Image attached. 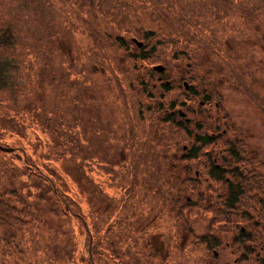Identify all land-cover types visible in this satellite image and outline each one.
<instances>
[{
	"label": "rangeland",
	"instance_id": "rangeland-1",
	"mask_svg": "<svg viewBox=\"0 0 264 264\" xmlns=\"http://www.w3.org/2000/svg\"><path fill=\"white\" fill-rule=\"evenodd\" d=\"M42 1L58 7L66 3L62 17L71 8L80 18L73 28V43L67 45L65 42L70 39L65 37L61 45H67L66 49L55 48L53 53V60L68 68V83L55 79V91L47 86L36 93V101H44L56 111L55 115H48L44 131L27 124L24 138L8 131L1 137L16 147L13 156L17 165H24L25 151L44 171L56 168L71 187L62 170L68 159L59 155L65 153L69 157L80 146L88 149L95 193L92 210L97 211L93 221L98 212H109L112 205L96 193V188L118 200L126 193L128 199L118 227L126 240L123 238L121 246L117 245L118 256L97 248L95 264H262L264 78L257 80L252 73L245 76L242 71L254 69L251 61L262 55L261 68L256 69L255 75L264 74V3L192 0L184 5V13H189L192 20L209 22L217 28L218 35L225 28L230 32L232 38L223 45V51L231 55V67L224 71L217 57L209 58L200 67L192 60L179 58L174 45L191 53L193 44L157 45L155 39L148 41L143 37L145 31L158 32L155 12L163 16L170 13L163 7L137 10L127 17L123 8L118 13L121 15H110L114 0H85L80 3L82 10L65 0ZM16 2L19 3L13 0L8 9ZM211 12L224 17L215 21ZM185 30L192 35V30ZM116 36L124 38L127 50L114 44ZM132 39L143 43L146 49L157 45L155 55L146 60L131 56L140 54ZM26 52L23 47L17 49L21 58ZM159 65L164 72L154 69ZM206 71L212 75H208V80H199ZM164 84L171 87L169 91ZM189 86H194L196 92L189 91ZM6 93L1 92L0 98L5 99ZM60 93L67 95L62 103ZM16 95L20 101L23 98L22 104H27L30 95L24 91ZM10 96L14 102L16 97ZM76 99L84 101L76 104ZM172 102L177 103L175 109L183 110L181 113L191 119L189 131L164 121ZM72 120L86 131V136H79L78 146L64 127ZM197 133L214 134L216 141L205 146L198 158L186 159L182 153L196 142ZM229 144L236 146L241 160L238 156L232 158V152L227 150ZM113 155L120 163L116 167L102 162ZM212 164L230 172L237 167L246 175L242 178L227 172V177L240 183L246 192L235 208L225 202V184L209 176ZM174 193L180 199L176 209L169 200ZM82 199L78 198L82 210L88 211ZM242 229L248 236L238 238ZM200 235H214L218 244L207 245ZM78 254L81 258L76 264H88L87 253Z\"/></svg>",
	"mask_w": 264,
	"mask_h": 264
},
{
	"label": "trees",
	"instance_id": "trees-1",
	"mask_svg": "<svg viewBox=\"0 0 264 264\" xmlns=\"http://www.w3.org/2000/svg\"><path fill=\"white\" fill-rule=\"evenodd\" d=\"M12 1L0 0V93L7 92L5 99L0 98V130H2L0 133V264H76L77 258H81L78 253L82 252L87 253L88 264H95L94 259L98 255L96 251L99 247L101 250L111 252L112 256H118L117 245L121 246L120 242L123 241V238H125V242L127 237L122 235L118 227L128 197L125 198L126 193L123 192L122 198L119 200L112 198L105 195L97 186L96 193L112 205L109 207V212H98L96 220L93 221V214L97 211L92 210L95 193L89 168L91 154L88 149L83 150V147L80 146L77 148L79 151L73 150L69 157H65V153L59 155L64 160L68 159L62 170L71 181L73 186L71 187L56 168L47 169L45 165H42L46 168L44 171L39 163L28 158L25 151H22L26 157L24 165H17L14 161L16 147L2 141L1 135L7 131L24 138L27 124H35L37 130L44 131L45 122L49 119L48 115L50 113L55 115V108H51L44 101H36L34 97L36 93L42 92L47 86L55 91V86L52 85V81L55 79L68 83V68L59 66L53 60V53L55 48L66 49L68 44L73 43V28L76 21L80 19L79 16L73 14L71 8L65 12V18L62 17L60 13L66 3L58 7L50 1L17 0L19 3L16 2L8 9L7 6ZM114 1V11L110 15L118 14L120 8L124 9V14H127V17L137 10L144 12L157 6L169 10L170 13L164 16L154 11L156 14L154 21L159 24L158 32L145 31L143 35L145 39L148 41L155 39L157 45L165 42L193 44L191 53L184 49L180 50V47L178 46V48L176 45H174L176 47L174 49L180 53L179 58L182 60L187 58L190 60L189 62L192 60L196 67L203 66L206 60L209 61V58L216 57L222 61V70L225 71L231 67L229 66L231 65L230 60H232L231 55L223 51V45H228L229 39L232 38L230 32L225 28L218 35L217 28L209 22L192 20L189 13H184V5L192 0ZM258 1L264 3L263 0ZM65 2H71V5L82 10L80 3L85 0H65ZM248 2L253 5L252 0H248ZM127 10L128 12H126ZM225 13L226 11H223V15ZM210 15L214 16L215 21L224 17L212 12ZM185 28L192 30V35H189ZM65 37L70 41L65 42L68 44L63 47L64 43L62 45L61 43ZM113 40L114 44L126 47L127 50L124 38L116 36ZM157 45H152L149 49L143 45L139 48L138 57L133 53L131 56L143 60L152 58L157 50ZM21 47L27 51L24 53L25 58H21V54L17 53V49ZM261 56L251 61L255 66L254 69L243 70L242 74L250 76L252 73L257 80L263 79L264 74L255 75L256 69H260V65H262L260 64L262 63ZM262 71L264 72L263 69ZM203 74V76H199V80H208V75H212L208 72H203ZM196 79L198 80V77L193 81H197ZM162 86L167 91L171 88L166 84ZM22 91L30 95L27 98V104H22L23 98L20 101L16 95ZM189 91L194 93L196 89L194 86H190ZM10 95L16 97L14 102ZM59 95V103H62L67 95L63 96L61 93ZM56 97L58 98V96ZM83 101V99H76L75 103L79 104ZM176 105L175 102L170 103V113L167 114L164 121L172 122L176 128L189 131L188 125L192 121L190 119L186 122L184 118L180 117L179 110L175 109ZM177 116H179V120L176 119ZM76 120H72L64 127L65 131H69L71 141L78 146L77 142L83 135L86 136V131L81 128L82 124H78ZM201 126V123L198 122L197 128L200 129ZM76 128H78L77 131H74ZM54 130L56 131V129ZM80 135L81 137H79ZM195 141L190 148H185L186 152L182 153L184 158L189 160L198 158L205 146L216 141V135L197 133ZM76 146L72 144V147L76 148ZM228 146L227 150L230 151L229 154L232 152L233 159L235 156L240 157L234 144ZM114 158L113 155L110 159L102 160V162L116 167L120 163ZM18 159L20 160V158ZM228 171L212 164L209 176L213 180L225 184L227 194L225 202L229 208H235L239 195L236 190L242 191L244 187L240 183H233L230 178L228 179ZM230 174L234 176L238 174L242 178L246 176L237 167L232 168ZM78 198H83L82 200L88 206V211L82 210L83 206L81 207ZM169 200L175 209L178 208L177 204L180 199L175 193ZM178 213L183 215L182 211ZM247 236L248 233L242 230V234L238 238ZM199 238L207 245L218 244V237L214 235H200Z\"/></svg>",
	"mask_w": 264,
	"mask_h": 264
},
{
	"label": "flooded vegetation",
	"instance_id": "flooded-vegetation-1",
	"mask_svg": "<svg viewBox=\"0 0 264 264\" xmlns=\"http://www.w3.org/2000/svg\"><path fill=\"white\" fill-rule=\"evenodd\" d=\"M236 193L239 194L238 195V200L236 201V205L241 201V196H243V194H245L246 192H244L243 190L242 191H237L236 190ZM244 231V229H242ZM249 241H253L252 239H248ZM248 245H251V243H248ZM264 259V258H263ZM262 264H264V260L262 261Z\"/></svg>",
	"mask_w": 264,
	"mask_h": 264
},
{
	"label": "water",
	"instance_id": "water-1",
	"mask_svg": "<svg viewBox=\"0 0 264 264\" xmlns=\"http://www.w3.org/2000/svg\"><path fill=\"white\" fill-rule=\"evenodd\" d=\"M136 42H137V41H136ZM137 43H138L139 47L142 46V43H139V42H137ZM154 69L157 70L158 72H163V71H164V67L161 66V65H159V66H155ZM180 113H181V112H180ZM181 115L184 116L185 114H184V113H181Z\"/></svg>",
	"mask_w": 264,
	"mask_h": 264
}]
</instances>
